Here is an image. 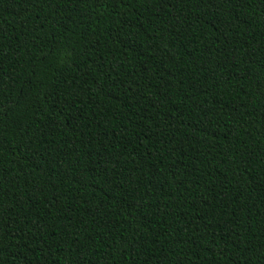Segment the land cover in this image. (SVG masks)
<instances>
[{"label": "trees", "instance_id": "obj_1", "mask_svg": "<svg viewBox=\"0 0 264 264\" xmlns=\"http://www.w3.org/2000/svg\"><path fill=\"white\" fill-rule=\"evenodd\" d=\"M0 264H264V0H0Z\"/></svg>", "mask_w": 264, "mask_h": 264}]
</instances>
